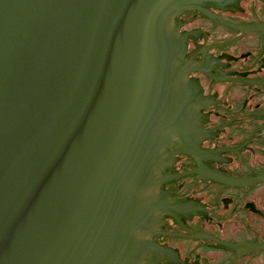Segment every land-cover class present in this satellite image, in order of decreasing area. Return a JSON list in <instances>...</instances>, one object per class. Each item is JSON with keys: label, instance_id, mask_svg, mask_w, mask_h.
Masks as SVG:
<instances>
[{"label": "water", "instance_id": "1", "mask_svg": "<svg viewBox=\"0 0 264 264\" xmlns=\"http://www.w3.org/2000/svg\"><path fill=\"white\" fill-rule=\"evenodd\" d=\"M0 264H264V0H0Z\"/></svg>", "mask_w": 264, "mask_h": 264}]
</instances>
